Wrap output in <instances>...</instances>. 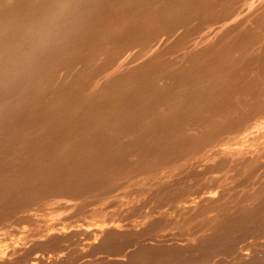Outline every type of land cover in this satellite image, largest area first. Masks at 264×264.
<instances>
[{
    "label": "rangeland",
    "instance_id": "rangeland-1",
    "mask_svg": "<svg viewBox=\"0 0 264 264\" xmlns=\"http://www.w3.org/2000/svg\"><path fill=\"white\" fill-rule=\"evenodd\" d=\"M13 245L0 264H264V0H0Z\"/></svg>",
    "mask_w": 264,
    "mask_h": 264
},
{
    "label": "bare ground",
    "instance_id": "bare-ground-1",
    "mask_svg": "<svg viewBox=\"0 0 264 264\" xmlns=\"http://www.w3.org/2000/svg\"><path fill=\"white\" fill-rule=\"evenodd\" d=\"M179 58V57H178ZM225 112V111H224ZM226 113V112H225ZM200 132V131H199ZM237 132V131H236ZM257 135V134H256ZM258 137V136H257ZM259 140V139H258ZM224 141V140H223ZM245 142V140H244ZM258 143V142H257ZM220 145V144H219ZM246 145V143H245ZM260 145V144H258ZM192 149V148H191ZM260 150V149H259ZM261 151V150H260ZM199 156V155H198ZM88 158V157H86ZM162 173V172H161ZM214 199V198H213ZM219 203V200H218ZM221 205V203L219 204ZM6 212V211H4ZM13 212V211H12ZM121 215V214H120ZM122 217V216H121ZM168 223V222H167ZM21 245V244H20ZM28 248V247H27ZM23 250V247L18 246V245H13L11 248L0 251V262H5V261H11L18 253H20ZM189 258V257H188ZM38 258L34 257L33 260L30 261V264H37ZM179 264V263H178Z\"/></svg>",
    "mask_w": 264,
    "mask_h": 264
}]
</instances>
